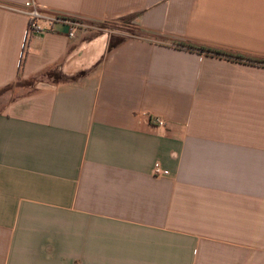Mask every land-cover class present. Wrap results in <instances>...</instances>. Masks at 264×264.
Instances as JSON below:
<instances>
[{
  "label": "crops",
  "instance_id": "1",
  "mask_svg": "<svg viewBox=\"0 0 264 264\" xmlns=\"http://www.w3.org/2000/svg\"><path fill=\"white\" fill-rule=\"evenodd\" d=\"M25 1L0 0V91L29 84L0 111V264H264V0H35L80 27L20 65Z\"/></svg>",
  "mask_w": 264,
  "mask_h": 264
},
{
  "label": "built area",
  "instance_id": "2",
  "mask_svg": "<svg viewBox=\"0 0 264 264\" xmlns=\"http://www.w3.org/2000/svg\"><path fill=\"white\" fill-rule=\"evenodd\" d=\"M13 11L21 14L27 19V26L22 44L23 51L19 61L20 65L27 53L29 40H31L33 36L54 33L57 31L58 27L66 26L69 29L68 35L71 37L74 31L80 27V24L67 17L42 12L35 0L25 1L21 8L13 9ZM146 119L149 126L154 128L165 129L167 126L165 120L158 116L147 115ZM151 175L154 178H164L167 177L169 173L161 167L159 162H155L151 169Z\"/></svg>",
  "mask_w": 264,
  "mask_h": 264
},
{
  "label": "rangeland",
  "instance_id": "3",
  "mask_svg": "<svg viewBox=\"0 0 264 264\" xmlns=\"http://www.w3.org/2000/svg\"><path fill=\"white\" fill-rule=\"evenodd\" d=\"M95 28L104 29L108 31L111 35V40L113 42L119 41L122 38L127 36L133 35L135 30L131 26V24L127 21H118V22H111L105 24H97L94 25ZM28 83L26 82H17L15 85L11 86L10 88L0 91V111L1 109L12 99L21 95L23 92H26L28 89ZM22 87V88H20Z\"/></svg>",
  "mask_w": 264,
  "mask_h": 264
},
{
  "label": "trees",
  "instance_id": "4",
  "mask_svg": "<svg viewBox=\"0 0 264 264\" xmlns=\"http://www.w3.org/2000/svg\"><path fill=\"white\" fill-rule=\"evenodd\" d=\"M178 47H180V48H185V45H179ZM188 48H191L192 49V47L191 46H188ZM193 49H195V48H193ZM199 50H201L202 51V49H199ZM237 59H239V60H242V58H240V57H236ZM258 64H263L264 65V62H257Z\"/></svg>",
  "mask_w": 264,
  "mask_h": 264
}]
</instances>
